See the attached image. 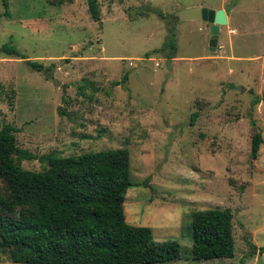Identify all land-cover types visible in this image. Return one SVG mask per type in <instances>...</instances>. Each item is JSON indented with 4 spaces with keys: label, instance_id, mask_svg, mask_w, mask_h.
I'll return each instance as SVG.
<instances>
[{
    "label": "rangeland",
    "instance_id": "rangeland-1",
    "mask_svg": "<svg viewBox=\"0 0 264 264\" xmlns=\"http://www.w3.org/2000/svg\"><path fill=\"white\" fill-rule=\"evenodd\" d=\"M98 4L100 21L89 0H9L10 16L0 0V128L15 126L37 156L128 148L142 185L128 189L127 221L180 244L181 258L161 264H264V143L251 154L264 139V0ZM198 6L228 14L216 51L206 22L175 18ZM171 31L174 58L156 52ZM212 208L232 210L236 253L195 260L194 214ZM0 264L28 263L0 251Z\"/></svg>",
    "mask_w": 264,
    "mask_h": 264
},
{
    "label": "trees",
    "instance_id": "trees-1",
    "mask_svg": "<svg viewBox=\"0 0 264 264\" xmlns=\"http://www.w3.org/2000/svg\"><path fill=\"white\" fill-rule=\"evenodd\" d=\"M3 5L10 16L9 0H3ZM89 10L94 20H101L98 0H89ZM171 33L164 47L156 52H167L169 58H174L178 46L175 33ZM2 49L10 55H22L11 43ZM28 61L33 68L44 69L43 64ZM263 99L264 92L254 104ZM17 131L11 124L0 128V251L7 253L11 261L161 264L181 258L177 240H156L152 228L130 224L126 219L128 189L142 185L131 179L128 148L76 156H37L19 146ZM263 143L258 131L253 137V158L258 157ZM34 158L47 166L41 171L22 166V160ZM233 219L231 209L212 208L194 214L195 260L235 256Z\"/></svg>",
    "mask_w": 264,
    "mask_h": 264
},
{
    "label": "water",
    "instance_id": "water-1",
    "mask_svg": "<svg viewBox=\"0 0 264 264\" xmlns=\"http://www.w3.org/2000/svg\"><path fill=\"white\" fill-rule=\"evenodd\" d=\"M175 18L181 20L204 21L210 27V50L216 51L219 45L221 26L229 23L228 14L224 8L214 9L209 7H193L175 13ZM44 71L47 68L44 67ZM58 83L57 80H55Z\"/></svg>",
    "mask_w": 264,
    "mask_h": 264
},
{
    "label": "crops",
    "instance_id": "crops-1",
    "mask_svg": "<svg viewBox=\"0 0 264 264\" xmlns=\"http://www.w3.org/2000/svg\"><path fill=\"white\" fill-rule=\"evenodd\" d=\"M220 7H214V9H219Z\"/></svg>",
    "mask_w": 264,
    "mask_h": 264
}]
</instances>
